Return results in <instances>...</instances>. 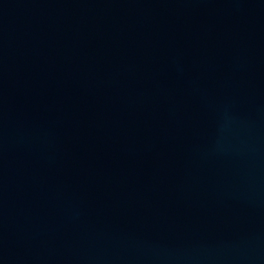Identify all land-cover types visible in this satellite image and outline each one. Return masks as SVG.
Returning <instances> with one entry per match:
<instances>
[{"label": "water", "instance_id": "95a60500", "mask_svg": "<svg viewBox=\"0 0 264 264\" xmlns=\"http://www.w3.org/2000/svg\"><path fill=\"white\" fill-rule=\"evenodd\" d=\"M0 264H264V0H0Z\"/></svg>", "mask_w": 264, "mask_h": 264}]
</instances>
